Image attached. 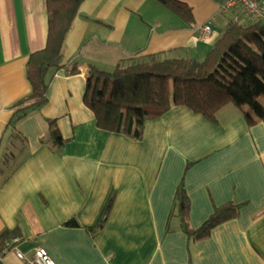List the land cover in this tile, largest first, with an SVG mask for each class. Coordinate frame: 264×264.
Wrapping results in <instances>:
<instances>
[{"label": "crops", "instance_id": "obj_1", "mask_svg": "<svg viewBox=\"0 0 264 264\" xmlns=\"http://www.w3.org/2000/svg\"><path fill=\"white\" fill-rule=\"evenodd\" d=\"M176 1L191 22L155 0H85L47 104L14 123L13 106L30 92L27 59L45 46L46 2L0 0V235L15 233L0 264H26L37 247L55 264H264L263 124L248 126L233 105L214 121L179 106L146 121L132 141L98 129L83 103L90 65L111 72L159 54L202 61L230 19L251 21L239 7L223 12L224 0ZM208 22L214 34L199 42ZM46 120L61 147L50 143ZM181 185L190 228L225 204L240 206L237 216L189 240L176 215ZM71 219L79 227H66Z\"/></svg>", "mask_w": 264, "mask_h": 264}, {"label": "trees", "instance_id": "obj_2", "mask_svg": "<svg viewBox=\"0 0 264 264\" xmlns=\"http://www.w3.org/2000/svg\"><path fill=\"white\" fill-rule=\"evenodd\" d=\"M84 1L45 0V46L27 59L25 75L30 92L13 106L12 122H19L28 112L47 104L52 77L64 67L65 37ZM155 1L183 20L192 21L191 10L184 4L176 0ZM75 72L74 67L71 74ZM83 103L92 112L98 129L124 135L132 141L141 140L146 121L179 106L214 121L218 111L233 105L243 114L248 126L264 125V22L230 19L202 61L159 54L122 61L111 72L90 65ZM44 122L50 143L61 147L63 139L56 123ZM175 207L180 230L189 240L196 241L235 218L240 206L230 203L216 208L196 230L188 224L189 202L183 185L177 190ZM104 221L98 229H102ZM65 226L76 228L79 224L71 219ZM14 237L15 233L4 231L0 235V247Z\"/></svg>", "mask_w": 264, "mask_h": 264}, {"label": "built area", "instance_id": "obj_3", "mask_svg": "<svg viewBox=\"0 0 264 264\" xmlns=\"http://www.w3.org/2000/svg\"><path fill=\"white\" fill-rule=\"evenodd\" d=\"M232 7H239L242 9L243 13L250 20H258L264 22V0H224L222 5V11L226 12ZM237 19H235L236 21ZM214 31L212 29L211 23L208 22L201 28L200 35L198 36V41L202 43L208 42L213 36ZM18 240L14 239L9 242L16 243ZM15 257L23 261L25 258L23 254L18 251L16 248L13 249ZM26 264H55L47 251L42 247H37L33 254L32 258L29 261H26Z\"/></svg>", "mask_w": 264, "mask_h": 264}]
</instances>
